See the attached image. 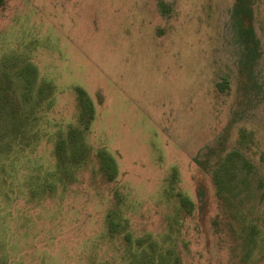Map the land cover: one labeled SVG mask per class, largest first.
Segmentation results:
<instances>
[{
  "label": "rangeland",
  "instance_id": "rangeland-1",
  "mask_svg": "<svg viewBox=\"0 0 264 264\" xmlns=\"http://www.w3.org/2000/svg\"><path fill=\"white\" fill-rule=\"evenodd\" d=\"M234 4L2 0L0 264H264V0L249 49Z\"/></svg>",
  "mask_w": 264,
  "mask_h": 264
},
{
  "label": "trees",
  "instance_id": "trees-1",
  "mask_svg": "<svg viewBox=\"0 0 264 264\" xmlns=\"http://www.w3.org/2000/svg\"><path fill=\"white\" fill-rule=\"evenodd\" d=\"M2 0H0L1 5ZM251 0H235L234 4V14L238 17V23L240 25V35L242 37L243 43L246 47V49L250 48L251 45V39L253 38V31L250 27V22L252 18V11L250 7ZM244 25H247L245 28ZM78 93L77 96V103L80 109V113L78 116L79 119V128H68L67 131L62 134L64 136L63 138L59 137V140L57 141V144L61 147L60 150H63L65 147H69L72 144L75 145V148L72 150V156L74 157V163H80V160H82L87 152L88 148L85 146V144H80V141L83 140V136L85 134V131L87 130L86 123L90 120V118L93 115V106L89 98L85 95V93ZM81 104H86L88 109L84 111L81 109ZM70 134H72V138L70 137ZM78 145H82V147H79ZM95 158L98 161V171L101 173V175L105 178L107 177L109 180H112L117 175V167L115 165V162L113 159L103 150H99L95 153Z\"/></svg>",
  "mask_w": 264,
  "mask_h": 264
}]
</instances>
